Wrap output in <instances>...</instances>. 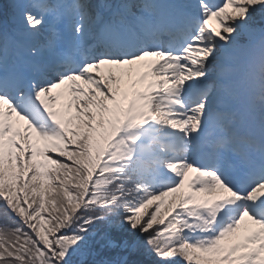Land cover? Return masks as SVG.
Segmentation results:
<instances>
[{"label":"snow or ice","instance_id":"obj_1","mask_svg":"<svg viewBox=\"0 0 264 264\" xmlns=\"http://www.w3.org/2000/svg\"><path fill=\"white\" fill-rule=\"evenodd\" d=\"M6 14L0 264H264V0Z\"/></svg>","mask_w":264,"mask_h":264},{"label":"rangeland","instance_id":"obj_2","mask_svg":"<svg viewBox=\"0 0 264 264\" xmlns=\"http://www.w3.org/2000/svg\"><path fill=\"white\" fill-rule=\"evenodd\" d=\"M240 43L241 44L247 43V38L243 41L241 40ZM123 87H127V85L125 84L123 85ZM57 92H62L60 99L57 101V108L65 110L66 105L72 99V94L67 90V86H65L63 89H58ZM184 191H187V188H185ZM230 242H231V239L226 241V243H230Z\"/></svg>","mask_w":264,"mask_h":264}]
</instances>
